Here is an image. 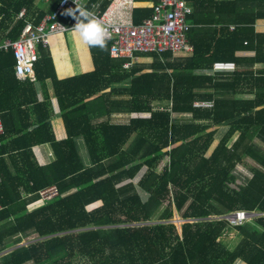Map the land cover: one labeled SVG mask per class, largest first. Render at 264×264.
Listing matches in <instances>:
<instances>
[{"label": "trees", "instance_id": "16d2710c", "mask_svg": "<svg viewBox=\"0 0 264 264\" xmlns=\"http://www.w3.org/2000/svg\"><path fill=\"white\" fill-rule=\"evenodd\" d=\"M188 1L190 56L143 53L125 69V59L110 56L111 41L89 39L93 69L58 79L48 50L38 47L35 82L44 92L48 81L52 87L62 140L47 92L38 101L35 82L15 77L12 51L0 50V253L13 247L0 264H264V69H253L264 64V31L256 28L264 0ZM110 2L102 0L101 11ZM48 4L0 0V41L17 40L26 22L38 24L58 0ZM153 4L134 0L133 23L149 18ZM21 9L26 15L17 19ZM68 19L90 18L60 11L57 20ZM219 61L237 69L204 75ZM120 93L127 99L113 98ZM242 93L253 98L233 97ZM119 111L130 114L128 122L92 120ZM182 113L191 117H173ZM43 144L52 149L46 165L32 151ZM237 166L250 175L231 187ZM52 186L57 195L40 202L38 192ZM174 210L195 221L178 232L169 222ZM236 211L263 215L240 225L207 219ZM31 235L34 241L17 245Z\"/></svg>", "mask_w": 264, "mask_h": 264}, {"label": "built area", "instance_id": "2783aa9c", "mask_svg": "<svg viewBox=\"0 0 264 264\" xmlns=\"http://www.w3.org/2000/svg\"><path fill=\"white\" fill-rule=\"evenodd\" d=\"M51 1L53 0H36V3L48 4ZM89 1L58 0L56 10L52 14H47L38 24L26 22L17 40L10 41L4 38L0 41V50L10 49L13 53L14 75L18 80L27 79L35 82L34 65L39 58L38 47L41 45L47 49L52 35L63 34L76 28L82 30L87 40L111 41L109 54L114 59H125L123 64L125 69L131 68L138 54L169 52L173 57L192 54L193 48L187 38L191 25L187 18L193 9L188 0H151L154 2L151 16L137 25L130 16L134 0H111L104 11H101L98 1L93 3ZM62 10L81 11L90 19L87 21L68 19L66 22H60L57 17ZM25 15V9H21L16 18L22 19ZM235 68L234 63L219 61L214 62L207 73L213 75L232 72ZM193 106L211 108L213 101H195ZM38 194L40 202H46L57 195V190L52 186L40 190ZM237 212L243 214L244 222L255 217L251 216L254 212ZM225 220L231 225H240Z\"/></svg>", "mask_w": 264, "mask_h": 264}, {"label": "crops", "instance_id": "0c3cea01", "mask_svg": "<svg viewBox=\"0 0 264 264\" xmlns=\"http://www.w3.org/2000/svg\"><path fill=\"white\" fill-rule=\"evenodd\" d=\"M101 1L102 0H99L98 2L100 3ZM37 4L40 5L44 3L38 2ZM42 6H44L45 9L48 7V6L46 7L45 5H42ZM133 8H134V5L132 7V10L130 11L131 19H132ZM208 26H213V25L210 24ZM256 28L258 31H264V21L257 22ZM83 37L84 38H79L77 34H74V35H70L69 37L65 38L63 37V35L61 36V34H56V35H52L49 38V45L46 50H48L52 58L56 76L58 79H64L66 77L88 72L93 69L92 57H91V53L88 47V40L85 38L84 34H83ZM253 55H254V52H251V51H247V52L240 51L236 53V56H244V57H250ZM235 67L237 69L236 65ZM253 69L254 70L264 69V64L262 63L254 64ZM204 75H209V74L204 70ZM47 83L48 84L46 86L45 92H47V94L49 95L51 99V104H52V109H53V116L51 118L52 129H53L55 138L57 140H62L66 138L67 136L65 126L61 118L60 109H59L57 100L53 96L52 87L49 81ZM34 87L36 90V96H37L38 101H42L45 96L44 90L42 89L41 85L38 82L34 83ZM112 87H128V81L121 83V84H113ZM108 91L109 90L107 89L105 92L107 93ZM233 97L237 99H240V98L251 99L253 98V95L242 93V94H235ZM113 98L127 99V96L123 93H120L118 97H113ZM188 114L189 113L174 114L173 117L179 120H183V119H187L191 117V114L189 115ZM106 118H109V120L113 123H126L128 122L130 118V114L119 111V112L111 113L109 117H107L106 115L104 116L95 115V117H92V120L93 122H97V121L105 120ZM227 129H228V126L225 124L218 127L217 132H216V136L218 135V133H220V135L217 136L218 140L221 139V137L225 134ZM77 145H78V150H79V154L81 158L83 159L85 163H87L86 151H85L83 142L80 138L77 139ZM32 151L34 153V156L37 162L40 165L49 164L53 159L52 149L50 148L48 144L35 146L33 147ZM82 153H85V157L82 156ZM5 158L7 159V157ZM11 249H13V247L10 249L8 248V250L6 249L3 253H0V255L6 253L7 251ZM239 264H241V261L239 262Z\"/></svg>", "mask_w": 264, "mask_h": 264}, {"label": "rangeland", "instance_id": "374dc122", "mask_svg": "<svg viewBox=\"0 0 264 264\" xmlns=\"http://www.w3.org/2000/svg\"><path fill=\"white\" fill-rule=\"evenodd\" d=\"M74 34H77L79 36V38H84L83 37V32L81 29L79 28H76V29H72L71 31H68L66 33H63L61 34V36L63 35V37L67 38L69 37L70 35H74ZM60 36V35H59ZM189 115V114H188ZM215 140L218 141L217 139V136L215 134L214 136ZM236 138V137H234ZM233 140V139H232ZM258 142V141H257ZM82 156L85 157V153H82ZM249 161V160H248ZM232 173L234 174V176L236 177V182L235 184L231 185V187H236L238 184H242L246 181V179L249 177L250 173L243 167V166H237L233 171ZM142 173H139L135 179L133 180V182H137L139 176L141 175ZM140 194H142V192H140ZM143 197H145L144 194H142ZM142 197V198H143ZM144 199V198H143ZM174 213H175V210L173 211V217H174ZM177 213V212H176ZM178 214V213H177ZM179 215V214H178ZM180 217V216H179ZM184 221L180 222L178 225L173 223L178 232L180 230V226L183 224ZM232 234V232L230 233V235ZM36 239V236L35 235H31L29 237H24L22 238V241L20 243H18L17 245H20V244H24V243H28V242H31V241H34ZM240 261H236L234 264H239Z\"/></svg>", "mask_w": 264, "mask_h": 264}, {"label": "bare ground", "instance_id": "6f19581e", "mask_svg": "<svg viewBox=\"0 0 264 264\" xmlns=\"http://www.w3.org/2000/svg\"><path fill=\"white\" fill-rule=\"evenodd\" d=\"M217 218H225V219H228L233 224H241V223L244 222L243 220L245 219L243 217V214L240 213V212H237V213L234 212V213L226 214V215H223V216H211V217H208L207 219H217ZM182 221H184V219H181L179 217V215L175 211L174 217L170 220V222L175 223V224L178 225Z\"/></svg>", "mask_w": 264, "mask_h": 264}, {"label": "water", "instance_id": "95a60500", "mask_svg": "<svg viewBox=\"0 0 264 264\" xmlns=\"http://www.w3.org/2000/svg\"><path fill=\"white\" fill-rule=\"evenodd\" d=\"M259 215H263V214H260V213H256V212H254V213H252L251 214V216H255V217H257V216H259ZM192 222V221H195V220H193V219H186V220H184V222ZM170 222V221H169ZM183 222V223H184ZM162 223H164V222H162Z\"/></svg>", "mask_w": 264, "mask_h": 264}, {"label": "clouds", "instance_id": "9594fccd", "mask_svg": "<svg viewBox=\"0 0 264 264\" xmlns=\"http://www.w3.org/2000/svg\"><path fill=\"white\" fill-rule=\"evenodd\" d=\"M24 244H26V243H24ZM20 245H22V244H20Z\"/></svg>", "mask_w": 264, "mask_h": 264}]
</instances>
